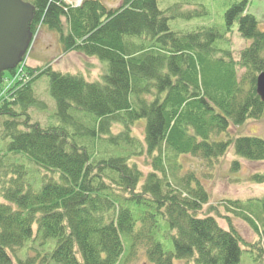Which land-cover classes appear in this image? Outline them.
Listing matches in <instances>:
<instances>
[{
    "label": "trees",
    "instance_id": "16d2710c",
    "mask_svg": "<svg viewBox=\"0 0 264 264\" xmlns=\"http://www.w3.org/2000/svg\"><path fill=\"white\" fill-rule=\"evenodd\" d=\"M25 1L33 7L32 34L41 22L57 32L63 52L105 66L95 81L50 65L27 67V74L39 72L27 83H11L15 67L0 71V264L22 263L16 252L35 243L33 226L46 248L44 264H119L125 236L130 249L144 245L152 264H238L247 250L252 261L264 264V196L228 201L258 237L244 250L232 227L223 229L210 213L201 214L208 194L192 172L178 175L175 160L181 154L216 160L233 143L238 158L264 161L263 138L226 135L231 126L264 114L255 91V78L264 71V31L246 12L247 1L224 13L227 30L236 22L249 43L238 62L228 52L214 55L215 29L171 31L157 0H121L114 8L100 0L77 7L63 0ZM43 75L60 122L47 127L31 122L29 114L43 105L33 90V80ZM141 120L142 142L131 134ZM221 134L227 138L217 139ZM143 148L150 158L146 174L129 162ZM7 154L55 172L58 180L40 179L32 189L21 159L5 163ZM239 165L234 159L231 170ZM251 180L264 182V173Z\"/></svg>",
    "mask_w": 264,
    "mask_h": 264
},
{
    "label": "rangeland",
    "instance_id": "374dc122",
    "mask_svg": "<svg viewBox=\"0 0 264 264\" xmlns=\"http://www.w3.org/2000/svg\"><path fill=\"white\" fill-rule=\"evenodd\" d=\"M72 5H76L74 0ZM244 0H157L159 10L163 11L168 17V26L171 31L180 34L192 33L207 29H215L219 37L214 43V55L224 56L227 54L234 61L240 60V54L249 43L243 40L237 31V23L235 22L231 30H227L225 24L224 13L234 3ZM246 12L253 15L258 22V28L264 31V0H246ZM107 7H117L121 0H101ZM66 22L62 19V32L66 33ZM28 68H36L37 65H50L56 71L62 73L81 74L87 81H95L102 73L104 62H99L96 58L87 57L76 51L63 52L61 42L58 39L57 32L38 22L34 27V38L31 41L26 59ZM26 66L21 65L16 69L11 83L15 79H23L30 82L32 78L39 72L32 74L26 72ZM36 70H38L36 68ZM243 73L242 69H238V76ZM258 75V74H257ZM36 80V79H35ZM33 80V90L43 105L29 108L31 122H37L42 127H47L60 123L55 117V102L48 92V78L41 76L36 81ZM8 86L2 87L7 89ZM54 115V116H53ZM143 123L137 121L131 127L132 136H136L142 142ZM120 130L119 127L115 128ZM227 136L232 139L237 136H257L264 139V114L256 120H248L240 126H231ZM3 136V128L0 127V138ZM225 134H221L217 139H226ZM1 141V140H0ZM2 142V141H1ZM1 150L4 146L1 145ZM8 143V142H7ZM5 144V141L3 142ZM4 150V149H3ZM3 150L1 152H3ZM139 154V155H134ZM18 158L25 168L24 180L30 183L32 189H37L39 180L49 181L58 180L55 172H46L38 168L35 164H31L26 159H22L19 155L7 154L3 159L5 163L13 158ZM237 159L239 168L231 170L232 161ZM180 164L178 175L182 176L186 172H192L200 181L208 194V202L203 206L201 214L210 213L216 218L217 223L223 229L232 227L241 237L243 249H250L249 245L257 241V234L243 219L236 216V208L229 205V200H246L251 197L264 196V182L256 183L251 180L253 174L264 173V161L248 162L238 158L234 154L233 143L228 148L226 154L216 160H206L200 156H192L189 154H181L175 157ZM129 162H135L137 166L144 172L150 169V158L146 155L144 148L142 152L136 149ZM1 169V168H0ZM3 173V170H0ZM7 175L6 179H8ZM2 188V187H1ZM0 201H5L0 198ZM36 226H33V234L35 243L25 244L16 252V258L25 261L33 260L32 264H44V253L46 248L39 246L38 237L35 235ZM124 238V237H123ZM160 240V239H159ZM164 242L163 240H161ZM124 251L119 264H152L145 255V247L138 243L134 248H129V239L125 236ZM165 245H168L167 242ZM255 247V246H253ZM32 248V249H28ZM253 249V248H252ZM251 250V249H250ZM260 255H257L259 257ZM264 258V254L261 255ZM259 260V259H258ZM173 264H194L191 260H176ZM238 264H260L251 260L250 252L243 251L241 253L240 262Z\"/></svg>",
    "mask_w": 264,
    "mask_h": 264
},
{
    "label": "water",
    "instance_id": "95a60500",
    "mask_svg": "<svg viewBox=\"0 0 264 264\" xmlns=\"http://www.w3.org/2000/svg\"><path fill=\"white\" fill-rule=\"evenodd\" d=\"M32 9L22 0H0V71L12 68L24 54L31 38ZM255 91L264 104V71L256 77Z\"/></svg>",
    "mask_w": 264,
    "mask_h": 264
},
{
    "label": "bare ground",
    "instance_id": "6f19581e",
    "mask_svg": "<svg viewBox=\"0 0 264 264\" xmlns=\"http://www.w3.org/2000/svg\"><path fill=\"white\" fill-rule=\"evenodd\" d=\"M11 68V67H10Z\"/></svg>",
    "mask_w": 264,
    "mask_h": 264
}]
</instances>
